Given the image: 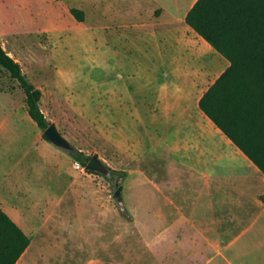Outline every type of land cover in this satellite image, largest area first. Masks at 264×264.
I'll return each mask as SVG.
<instances>
[{"label": "rangeland", "instance_id": "374dc122", "mask_svg": "<svg viewBox=\"0 0 264 264\" xmlns=\"http://www.w3.org/2000/svg\"><path fill=\"white\" fill-rule=\"evenodd\" d=\"M186 3L0 0V39L41 88L48 120L76 148L126 173L109 180L45 138L23 89L0 66V196L34 239L21 264H177L173 253L159 254L155 210H143L151 201L143 156L148 169L158 167V152L142 146L144 110L178 84L190 88L193 72L201 94L225 69L219 60L213 68L217 59L203 44L184 48L186 21L176 20ZM161 5L169 24L154 25ZM184 52L196 58L194 70Z\"/></svg>", "mask_w": 264, "mask_h": 264}, {"label": "crops", "instance_id": "0c3cea01", "mask_svg": "<svg viewBox=\"0 0 264 264\" xmlns=\"http://www.w3.org/2000/svg\"><path fill=\"white\" fill-rule=\"evenodd\" d=\"M195 1L186 0L176 21H186ZM161 6L154 25L169 24L167 7ZM184 36V48L194 51L200 44L206 46L217 59L213 68L218 60L221 67L229 66V59L187 21ZM184 55L188 60L184 65L191 64L194 70L196 58ZM195 75H189L190 88L178 84V89L164 91L155 106L148 104L144 110L142 146L158 152V167L156 172L153 166L148 169L151 164L143 156V192L151 200L143 210H155L159 254L169 257L173 253L177 264H264V172L200 107V98L210 85L199 94L195 82L192 85ZM170 95L176 99L167 104ZM183 95L189 100H183ZM141 100L149 103L148 97ZM130 111L126 112L135 114ZM0 207L31 237L5 196H0ZM33 241L31 237L15 264H21Z\"/></svg>", "mask_w": 264, "mask_h": 264}, {"label": "trees", "instance_id": "16d2710c", "mask_svg": "<svg viewBox=\"0 0 264 264\" xmlns=\"http://www.w3.org/2000/svg\"><path fill=\"white\" fill-rule=\"evenodd\" d=\"M186 21L230 61L201 96L200 107L264 172V0H196ZM0 66L23 89L29 115L44 130L51 121L41 108L42 90L1 39ZM70 153L85 167L91 158L78 148ZM109 168V180L114 173L126 175ZM30 243L29 234L0 207V264H15Z\"/></svg>", "mask_w": 264, "mask_h": 264}, {"label": "water", "instance_id": "95a60500", "mask_svg": "<svg viewBox=\"0 0 264 264\" xmlns=\"http://www.w3.org/2000/svg\"><path fill=\"white\" fill-rule=\"evenodd\" d=\"M44 135L55 145L60 146L69 152H73L76 147L70 140L59 130L55 122H51L44 130ZM86 168L98 171L104 175H110L109 166L97 155L94 154L89 159ZM114 197L120 202L123 200V184H120L115 190Z\"/></svg>", "mask_w": 264, "mask_h": 264}]
</instances>
